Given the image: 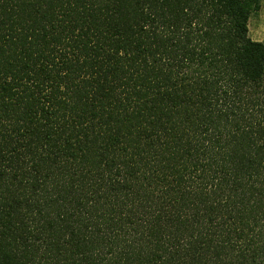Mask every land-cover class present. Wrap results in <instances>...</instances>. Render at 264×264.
<instances>
[{
  "label": "trees",
  "instance_id": "16d2710c",
  "mask_svg": "<svg viewBox=\"0 0 264 264\" xmlns=\"http://www.w3.org/2000/svg\"><path fill=\"white\" fill-rule=\"evenodd\" d=\"M260 0H0V264H264Z\"/></svg>",
  "mask_w": 264,
  "mask_h": 264
},
{
  "label": "rangeland",
  "instance_id": "374dc122",
  "mask_svg": "<svg viewBox=\"0 0 264 264\" xmlns=\"http://www.w3.org/2000/svg\"><path fill=\"white\" fill-rule=\"evenodd\" d=\"M248 37L253 41L264 42V0H260L259 10L250 16Z\"/></svg>",
  "mask_w": 264,
  "mask_h": 264
}]
</instances>
